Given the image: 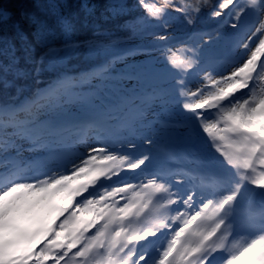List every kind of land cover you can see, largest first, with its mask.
Masks as SVG:
<instances>
[{"label":"rangeland","instance_id":"rangeland-1","mask_svg":"<svg viewBox=\"0 0 264 264\" xmlns=\"http://www.w3.org/2000/svg\"><path fill=\"white\" fill-rule=\"evenodd\" d=\"M241 2L245 4V11L240 18L234 21V29L232 32L231 28L227 27V23L223 28H218L215 30L212 33V38L201 35L191 39L187 37L188 30H180L179 26L181 27V25L174 23L173 25L168 26L167 33L165 34L164 32H161L151 37L138 36L130 39L126 43L120 45L111 44L102 50H99L98 48L91 49L87 53L91 59L97 56H115L116 52H119L123 48H128L135 45L140 46L138 48H140L141 51L137 52V54H129L126 59H120V61H117V63L123 66L129 62H133L139 69V71H136V69L132 70L134 73V84L131 81H128L127 86L135 87L138 83H141L149 85L155 84L164 88V91L161 94V105L156 106L154 112L149 115L150 119L142 120L140 122L138 121L135 125H141V127H143L139 130L140 134H146L149 131V134L147 133L148 138L146 140H149V142L152 141L153 135L150 133V129L152 127L154 132L157 131V126L155 125L157 121L156 116L160 115V110H163L165 112H163V114L165 115L167 114L170 116H175L182 114L188 118H192L193 115L188 114V111H192V108H197L204 105H213L218 99H221L233 92L240 91L241 85L245 80H247V70L251 66L253 58L260 49L259 47L258 50L253 51V47L257 43H261V41H258V39L262 40V42L264 41V0H241ZM111 4L113 8H121L124 4V1L111 0ZM144 6L147 10L153 11L158 15L166 13L164 9L156 6L152 2L147 3V5ZM90 8L94 9V7L91 5ZM199 8L200 7H197V12H199ZM201 14L203 16L204 13L201 12ZM253 14H257L258 17L257 27H254L251 31L245 32L243 35V40H241V42L238 44H235L236 40H238V32L240 30V26H242L243 20L250 19ZM232 17L233 14L230 15V18ZM144 21L145 20H143V25L146 27L148 24V19L145 22ZM171 39L177 41L173 51L158 48V41H167ZM203 46L209 48L213 53H209V55H207L202 50ZM248 49L250 53H247ZM72 51L73 49H66L63 52H59L58 50L53 51L52 57L50 59V66L57 68L63 66L66 67V63L69 60ZM220 51L223 53V55L228 56L229 60L226 62L227 64L225 63L222 65V67H219V71L221 72L220 75L215 68L213 70L207 71L210 73L204 75L205 82L201 83L200 87H202L204 84H208L209 82L211 84H215L218 80L222 81L218 83V87L216 89L208 91V93L203 96L201 95L197 98L194 97L196 90L191 91L192 88L183 87L185 82H188L187 76L189 72H191L192 68L196 69V67L204 58L213 56L215 55L214 52ZM115 62L116 61L113 63ZM232 62H235L236 66L233 69L227 70L228 68H226V66ZM107 63L109 66H113V63L110 61ZM105 72L109 73V70ZM109 74L110 75L107 76L109 77V81L112 83H123L120 76L123 77L124 81H126L127 78H130L128 75H131L129 70L126 72L122 69H119L118 67L116 68L115 72ZM201 74L203 73H197L196 75L200 76ZM261 79L264 81V77H261ZM72 82L76 81L73 80ZM67 83H69V81ZM56 92L57 91L52 93L50 90L47 91V94L49 95L48 98L40 103L37 109V112H40L38 115L39 119L53 118L65 121L69 119L74 120L75 118L80 117L82 118L84 115H93V111L95 110L94 106L82 104V100H80V95L85 96L87 95V92L76 93L75 91H72L67 94H65V91ZM186 96L188 97V100H186ZM239 110L240 109L237 108L235 113ZM227 113V116L231 117L233 111H229ZM248 115L251 114H246L245 116ZM227 116L221 117L219 121H216V123H213L212 125L221 123L222 119ZM237 116L238 115L236 114L235 117H231V119L229 118L228 123H225L221 127V130L218 132L219 136L215 137V143L210 140V137H208L209 135L202 136L200 133H198L197 127H200L199 124L187 127L186 133L183 132L184 134L175 131L169 138L180 139L179 135L181 134L183 135L182 137L186 138V140H192L193 138L198 137L200 134L203 138H205L203 143L207 144L205 148V159L207 162H210L209 166H213L215 169H219V171H221V166H223L227 171H229V174L236 176L237 181H240L237 186L239 190L245 194V196L251 197L252 195H255V193H258L264 198V191L261 194L251 189V184L255 181L258 182L259 178L264 175V170L258 171L257 167L258 164L264 163V149L260 148L258 153L255 151L260 143L259 141V143H257V141L253 140L252 138L253 133L251 130L255 128L252 127V124L249 126L244 123H236ZM4 125L5 124L0 123V127ZM234 126H239V128L243 129L244 134H241L239 137H235L233 140H230L228 138L231 137V129ZM205 127L206 125L204 124L202 129L203 131ZM117 133L118 132L114 129L112 134L117 135ZM260 134L261 136L264 134V128H261ZM133 139L136 140V142H139L140 140L139 137H134ZM207 162H204L203 165L208 166L206 164ZM252 162H256L254 163L256 166L255 171L258 174H256V176L252 175L249 179H247V181L242 182L239 177V172L241 173L244 167H250ZM251 168H253L252 165ZM234 184L236 185L237 183L235 182ZM254 185L256 184H253L252 186ZM245 196H243L242 199H244ZM65 200L69 202L70 198ZM92 205L94 206V204ZM17 213L18 210H16L14 215L10 217V220L14 219ZM45 216L46 214H44V217ZM1 217L3 216H0V218ZM81 217L84 219L85 217H91V215L85 214ZM56 219L57 216L52 209V212L46 218V226L45 224L40 226L43 228V230L38 232L32 231L30 233L29 241H31V244L27 246L26 251H18L14 255H6V257L0 259V264H28L29 261H33L30 260L31 256L36 258L38 264H50L51 262H55V255H53V252L56 246L61 245L62 242L67 243L68 248L76 246L80 240L78 239L77 242H74L72 239V235H76L75 230L73 229L76 226H85L86 224H81L82 220L79 219V223L73 222L70 223V225H67V227L62 226L60 229H64L65 231L63 230V232H60L57 230V237L53 238L49 236L47 225L53 222V220L56 221ZM70 227L72 229H69ZM61 233L66 237V240H62L61 238L59 239V237H62ZM87 249L90 251V247ZM89 251H84L83 254H85L86 257L92 258ZM103 264L105 263L103 262Z\"/></svg>","mask_w":264,"mask_h":264},{"label":"trees","instance_id":"trees-1","mask_svg":"<svg viewBox=\"0 0 264 264\" xmlns=\"http://www.w3.org/2000/svg\"><path fill=\"white\" fill-rule=\"evenodd\" d=\"M123 1L121 8H113L111 0H0V100L31 95L58 75L64 66H50L53 51L73 49L66 68L82 67L92 61L87 54L92 45L147 34L168 21L184 24L193 19L197 7L206 10L215 4V0ZM150 2L166 13L147 10L144 5ZM139 15L148 19L146 27L138 22ZM164 16L165 23L160 21Z\"/></svg>","mask_w":264,"mask_h":264},{"label":"bare ground","instance_id":"bare-ground-1","mask_svg":"<svg viewBox=\"0 0 264 264\" xmlns=\"http://www.w3.org/2000/svg\"><path fill=\"white\" fill-rule=\"evenodd\" d=\"M263 100H264V95H262L259 99H256V102H261ZM240 104L241 103H238L237 106H239ZM1 112L4 115V112L3 111ZM257 112L259 116L261 117L264 116L263 109L257 110ZM250 119L254 120V122L256 123V124H252V127H255L256 130L260 128L259 125L262 126L256 117L251 116L245 118L244 120L246 123H248ZM241 121H243V119H241ZM116 123L118 125L117 121ZM248 125L250 126L251 124ZM100 126H103V124H101ZM74 127L77 128L74 131V134H79L80 137L88 135V131L91 130L95 132L97 131L105 132L100 128L94 130L93 127L91 126L85 127V125L82 124V121L79 123L78 126L73 125L72 128ZM175 127L176 126L171 128H175ZM70 128L71 127L66 126L62 128L61 132H68V134L69 133L71 134L73 133V129ZM207 129L208 131H211V133L214 134L215 137H217L216 133H218L221 130V125H213V126L211 125V127H208ZM77 141H83V140L78 138ZM42 144L44 145L46 144V142L44 141L41 143V145ZM86 145L87 144H84V146ZM182 154L183 153H180V155ZM97 161H98L97 159H93V162L97 163ZM81 164L83 165V163ZM96 168L98 170H101V167L99 166H97ZM84 169H82V172L84 171ZM94 173H95L94 168H91L88 170L86 176L92 177L94 176ZM61 180H63V182ZM64 182L67 183V188H64L65 186L64 187L61 186V184H63ZM89 183L92 184L93 181L91 182L87 181L83 174H79L76 177L75 176L69 177L64 175L59 176L58 178H56V180L54 181L51 187H40L31 190L22 189L19 192H18V187H14V188L6 187L2 189V187L5 184L4 183L1 184L0 185V216L3 217L0 218V259L6 257V255H14L18 251L25 252L27 246L31 244V241H29L30 233L32 231L38 232L43 230V228L40 226L44 224L46 226V218L52 212V209H55V207L60 203L59 200L68 198L70 194L77 196L78 192L82 190H83L82 192H86L90 186ZM217 187L218 186H216V188ZM237 191L238 189H236V193ZM18 193H22V194H18ZM231 198L235 200L237 196H234L232 194ZM262 205H264V203ZM16 210H18L16 217L10 220V217L14 215ZM44 214H46L45 217ZM261 220L264 223V220L263 219ZM263 240H264V232L263 234L258 236L257 239L254 240L255 244H253L251 247H247V245L241 243L234 248H236L237 251H240V256L244 253V257H245L244 261L246 263L264 264V260H263L264 253H262L258 249L260 246V242ZM234 262L236 263L237 260Z\"/></svg>","mask_w":264,"mask_h":264}]
</instances>
